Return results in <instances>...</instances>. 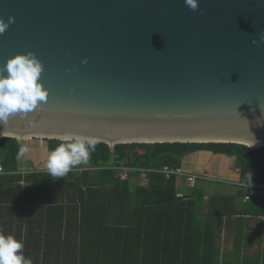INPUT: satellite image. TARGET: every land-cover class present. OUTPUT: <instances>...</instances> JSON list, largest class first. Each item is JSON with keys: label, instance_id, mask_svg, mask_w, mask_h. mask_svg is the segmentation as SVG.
I'll list each match as a JSON object with an SVG mask.
<instances>
[{"label": "water", "instance_id": "obj_1", "mask_svg": "<svg viewBox=\"0 0 264 264\" xmlns=\"http://www.w3.org/2000/svg\"><path fill=\"white\" fill-rule=\"evenodd\" d=\"M10 16L0 65L34 52L50 93L0 137L264 146V0H0Z\"/></svg>", "mask_w": 264, "mask_h": 264}, {"label": "trees", "instance_id": "obj_2", "mask_svg": "<svg viewBox=\"0 0 264 264\" xmlns=\"http://www.w3.org/2000/svg\"><path fill=\"white\" fill-rule=\"evenodd\" d=\"M46 141L52 152L67 140ZM20 147L16 138L0 137V233L21 240L33 264L259 262L243 256L242 239L245 215L264 216V146L132 142L112 150L96 141L88 165L57 180L47 170L21 169ZM201 150L234 157L243 185L228 194L199 184L183 189L176 176L160 171L182 167L186 156ZM250 171L251 189L245 180ZM144 178L146 184L134 182Z\"/></svg>", "mask_w": 264, "mask_h": 264}, {"label": "clouds", "instance_id": "obj_3", "mask_svg": "<svg viewBox=\"0 0 264 264\" xmlns=\"http://www.w3.org/2000/svg\"><path fill=\"white\" fill-rule=\"evenodd\" d=\"M184 3L192 11L200 10V0H184ZM14 22L15 16H10L7 21L0 17V34ZM251 42L258 47L264 44V33L259 38L253 37ZM43 71V62L32 51L18 53L0 65V125H5L14 115L34 112L42 102L47 101L50 90L41 80ZM261 124L264 123L257 125ZM95 146L94 139L79 136L58 144L47 159L49 177L53 180L66 177L73 167L87 162ZM28 150L27 145H22L17 158L23 157ZM252 177L253 171L245 176L249 189L253 187ZM23 249L21 240L11 234L0 233V264H33L31 258L24 255Z\"/></svg>", "mask_w": 264, "mask_h": 264}, {"label": "crops", "instance_id": "obj_4", "mask_svg": "<svg viewBox=\"0 0 264 264\" xmlns=\"http://www.w3.org/2000/svg\"><path fill=\"white\" fill-rule=\"evenodd\" d=\"M203 151V150H201ZM201 151H197L194 152L188 156L185 157L184 161H183V166L187 163L188 167L187 170L188 172H192L197 174L198 176H200V178L205 179L203 180L202 184L203 186H205L207 188V182L206 180H208L209 178H213L211 177V174L214 173L215 170H224L227 172H233L235 170L236 174L238 175V179H236L235 181H227L225 183H231L233 186H236L237 184L243 185V183L239 182V173H238V169L235 168L234 166V162H235V158L232 159L231 163L227 164L224 167H220L217 164H215L214 168L211 167V164H213V159L210 158L209 159V163H206V165H203V161H206L207 156L204 154V152ZM218 155H224V154H218ZM231 157V156H230ZM21 169H24V167H22ZM47 170V169H46ZM199 178V179H200ZM146 178H144L143 180H140V182L142 183ZM215 179V178H213ZM229 180V179H227ZM199 181V180H198ZM202 181V180H200ZM199 181V182H200ZM217 181V180H216ZM134 182H139L138 180H134ZM219 184V182H216ZM220 183H224V182H220ZM180 184L185 185L183 182H180ZM198 184V183H197ZM188 187V186H187ZM264 188V185L263 187ZM235 192V188H233L232 191L227 192L225 190H222L221 192H217V193H234ZM180 193V192H179ZM182 193V192H181ZM184 195V193H182ZM249 197H246V200H248ZM245 219L246 222L244 224V232L242 230V223H241V232H243V239H242V254L245 257L250 258V260H254L257 259L259 260L258 264H264V216H259V217H252L250 215H245ZM230 226H232L233 224L230 223ZM63 239H69V240H73L71 237L69 238H63Z\"/></svg>", "mask_w": 264, "mask_h": 264}, {"label": "rangeland", "instance_id": "obj_5", "mask_svg": "<svg viewBox=\"0 0 264 264\" xmlns=\"http://www.w3.org/2000/svg\"><path fill=\"white\" fill-rule=\"evenodd\" d=\"M47 138H38L33 137L31 139H25L20 142V146L27 145L28 146V152L23 156L19 158V164L21 167H24L26 170L30 169H36V170H46L47 167V159L50 155V150L47 145ZM204 152V154L207 156L206 161L204 160L202 163L203 165H206V163H209V159H213V164H211V167H215L214 165L217 164L220 167H224L227 164L231 163L233 157L227 156V155H218L211 151H201ZM85 165L87 166L88 163ZM188 164L186 163L184 165V169L187 170ZM211 177L215 178H209L206 180L207 184V192H221L222 190H225L227 192H230L233 190V185L231 183H225L227 181H235L238 179V175L236 174L235 170L233 172H227L224 170H215L213 174H211ZM229 179V180H227ZM197 183L199 185L202 184L203 180L205 179H198ZM217 180V181H216ZM140 182V180H139ZM148 182V179L146 178L142 183L146 184ZM216 182H219L216 183ZM224 182V183H220ZM184 183V182H183ZM185 184V183H184ZM183 189H185L187 186L186 184H180ZM184 186V187H183ZM183 191V190H182ZM184 192V191H183Z\"/></svg>", "mask_w": 264, "mask_h": 264}, {"label": "built area", "instance_id": "obj_6", "mask_svg": "<svg viewBox=\"0 0 264 264\" xmlns=\"http://www.w3.org/2000/svg\"><path fill=\"white\" fill-rule=\"evenodd\" d=\"M160 171L164 173L167 178L171 177L172 175L176 176L180 182H184L188 187L196 186L198 179L200 178V176L197 174L188 172L183 167L171 168L169 166H163ZM2 172L3 169L0 166V173ZM128 177V170H124L122 173V178L126 179ZM178 196H183V194L180 192L178 193Z\"/></svg>", "mask_w": 264, "mask_h": 264}]
</instances>
